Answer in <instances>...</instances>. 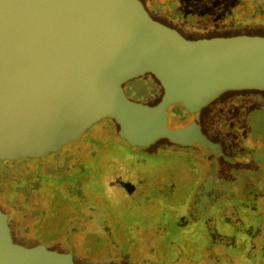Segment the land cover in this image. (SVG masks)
Masks as SVG:
<instances>
[{
    "label": "water",
    "instance_id": "95a60500",
    "mask_svg": "<svg viewBox=\"0 0 264 264\" xmlns=\"http://www.w3.org/2000/svg\"><path fill=\"white\" fill-rule=\"evenodd\" d=\"M151 73L155 106L122 84ZM264 90V37L188 39L152 18L140 0H0V161L41 158L109 118L129 151L158 137L209 153L221 147L192 118L226 90ZM0 211V264H75L67 253L11 239Z\"/></svg>",
    "mask_w": 264,
    "mask_h": 264
},
{
    "label": "rangeland",
    "instance_id": "374dc122",
    "mask_svg": "<svg viewBox=\"0 0 264 264\" xmlns=\"http://www.w3.org/2000/svg\"><path fill=\"white\" fill-rule=\"evenodd\" d=\"M140 1L148 10V0ZM164 2L159 0L158 4L162 12L166 10ZM259 2L262 11L253 4L254 0H217L219 10L234 14L233 23L222 29L220 35L264 37V0ZM154 19L166 22L161 15ZM141 76L132 78L140 84L139 90L131 92L133 88L128 89L127 82L122 84L127 98L145 106L157 105L164 94L162 86L158 80L156 85ZM251 92L256 94L255 98L239 102L243 119L238 130L231 134L222 132L226 127L217 119L221 109L216 102ZM214 99L194 113L178 107L171 110V106L168 111L174 117L195 120L206 138L221 146L220 154L209 153L197 143L181 145L165 137L129 151L127 142L118 137L119 125L109 118L93 125L79 140L61 147L58 151L62 157L72 154L85 159L86 152L95 149L107 153L101 155L100 179L94 183L96 191L72 197L69 190H63L67 195L62 193L55 199L53 193L44 190L33 191L29 196L17 194L14 199L7 195L8 191L0 192V211L9 215L7 225L13 229V240L30 246L35 239L36 244L38 233L50 227L59 233L44 242L46 247L71 253L75 264H161L165 262L162 260H169L166 264H232L230 257L217 249L234 245L241 249L240 257H246L253 251L251 240L241 237L240 230L252 231V224L257 221L264 226V90H226ZM245 114L252 116L250 130L244 127ZM231 117L237 120L240 113L235 111ZM94 140L98 141L96 146ZM55 154L0 161V183H16L37 174L60 177L57 169L63 163L56 165ZM69 163L70 167L60 168L61 176L74 170L75 162L70 159ZM117 179L123 182H115ZM122 186L135 187V195L117 194ZM53 206L59 210L54 221L39 223L44 217L41 211L51 214ZM242 212L244 216L253 212L256 219L249 222ZM155 216H161L165 228L166 221L173 226L174 241H179L183 233L190 235L183 236L178 244L168 243L166 229L149 220ZM145 222L146 226H142ZM61 236V240H56ZM205 237L213 250L197 252L199 249L194 246L202 247ZM162 241L165 246L158 244ZM164 247L175 250L174 259L170 260L171 254L162 255ZM185 250L197 258L188 259Z\"/></svg>",
    "mask_w": 264,
    "mask_h": 264
},
{
    "label": "trees",
    "instance_id": "16d2710c",
    "mask_svg": "<svg viewBox=\"0 0 264 264\" xmlns=\"http://www.w3.org/2000/svg\"><path fill=\"white\" fill-rule=\"evenodd\" d=\"M148 2L150 3V6H148L147 11L149 13V10H150L151 13L149 14L152 16L153 19L155 16L161 15L166 20V22L160 21V23L172 28L176 33H179V34L181 33V35H183L184 37L188 39H199V38L224 36V35H220L221 34L220 32L222 31V29L227 28L231 23H233L232 21H234L233 13L231 12L228 13L226 11H221L218 9L217 0H165L166 10L163 12H162V9L158 7L159 0H148ZM261 3L262 2H259V0H254L253 4L258 6V9L262 11L263 5ZM230 36H233V35H230ZM141 77H144L146 82L148 83L150 82V83L156 84L155 81H157V79L151 73H145ZM126 85L128 89L133 88L131 92L134 90H139L140 88V84H137L134 79L127 81ZM247 90H258L259 91L260 89H247ZM251 93L248 95H237V96L233 95V97L231 96L230 99H227L231 101L230 104L226 102L227 101L226 99L218 100L216 102L217 104L220 105V109H221L219 115L217 116V119L221 123L225 124V127H226V129L222 132L231 134V133L236 132V130H238V126L241 122V119H243L242 112H241V110L243 111V109L239 108V102L241 104V102L244 99H248V97L255 98L256 94L253 92ZM170 106L172 107L171 110H173L175 107H178L179 109H182L185 112L192 113L187 108H185L181 103H174ZM235 111L240 113V117L238 118L239 120L232 119L231 117V114ZM244 117L246 121L244 123V127L245 129L250 130L252 126L251 124L252 116H250V114H245ZM194 122L198 125V123L195 120ZM118 137L121 138L119 135ZM97 143L98 141L94 140V146H96ZM104 154H107V153H104V152L100 153V150L97 151L95 149V151H92V150L87 151L86 152L87 157L85 156L86 158L84 159L79 156H73L72 154L62 157V154H60V152L57 151L56 154L54 155L56 159V165L63 163V165L59 166V168L57 169L60 177L58 178L47 177L46 178L42 174H37V175H34L32 178H27L26 180L22 179L21 181H18L16 183H13V182H5L3 184L0 183V192L8 191V193H12V195L8 193L7 195L10 196V198L14 199L17 196V194L29 196L32 194L33 191L36 192L39 190H44L49 193H53L54 195L53 199H55L57 198L58 195L62 193L67 195L63 190H69L70 192L69 196H72V197L77 196V195L82 196L83 195L82 193L84 191H88V190L91 192L96 191L94 187V183L99 182V179H100L99 173L96 171V169L100 165L101 155H104ZM70 159H72L73 162H75V165H74L75 167H73L74 170L70 174H64L61 176L60 168L62 169L65 167H70L71 166L69 163ZM28 180L32 182H28ZM29 183L31 184L30 186H28ZM11 187L13 189H11ZM150 209L152 211H155L154 207H150ZM160 217H157V216L150 217L149 220L153 224L159 223L163 226L162 222H160L161 221ZM252 217L254 219L255 216L253 215ZM133 218L135 219V221H138V222L141 221V219L139 220L135 217ZM150 222H148V224H150ZM166 223H167L166 228L164 226L163 227H164V230L166 229V231L168 232V239H167L168 243L171 242V244H178L183 239L182 238L183 236L187 237L190 235V234L183 233L182 235H180L181 239L179 238V241H174L175 237L172 236L174 228L173 226H169L170 225L169 221H166ZM141 225L146 226V222L142 223ZM233 239L236 240L234 236H233ZM202 242H203L202 247L194 246L196 250L199 249L197 250V252L201 250H205V249L213 250V248L210 247L211 241L208 239V237H205V239ZM197 243L198 242H196V244ZM158 244L161 246H165L163 245V241ZM222 250L218 251L217 249V252L220 254L228 255L232 261L231 262L232 264H242L243 260L240 257L241 249L239 248V246H237L236 248L234 245L230 249H222ZM174 252H175L174 249H169V248L167 249V247H164L162 249L163 256L171 254L170 260L174 259L173 258ZM183 252L188 257V259H193L194 257L197 258L195 255L189 256V252H186V250ZM162 261L168 262L169 260H162ZM165 262H162L161 264H166Z\"/></svg>",
    "mask_w": 264,
    "mask_h": 264
},
{
    "label": "flooded vegetation",
    "instance_id": "af4514ba",
    "mask_svg": "<svg viewBox=\"0 0 264 264\" xmlns=\"http://www.w3.org/2000/svg\"><path fill=\"white\" fill-rule=\"evenodd\" d=\"M103 166H105L104 165V163H103ZM103 166H101V168H103ZM111 166V165H110ZM113 166V165H112ZM97 172L100 174V168H98L97 167ZM156 173V172H155ZM26 180V179H25ZM14 182H18V181H14ZM28 182H32V181H30V180H28ZM115 182H123V181H120V179H117V180H115ZM132 182V181H131ZM138 182V181H137ZM139 182H146L145 180H140ZM150 182H152V181H150ZM31 184L29 183L28 184V186H30ZM121 185H124V186H126V184H121ZM124 186H122V192L121 191H119V192H117V194H119V195H123V194H132V196H134L135 194V191H134V188L135 187H133L131 190L130 189H126V187L124 188ZM124 188V189H123ZM10 189V188H9ZM11 189H13L12 187H11ZM136 189V188H135ZM145 189V188H144ZM144 189H143V191H144ZM154 189V187L152 188V190ZM147 190V192H148V190L149 189H146ZM10 195H12V193H9ZM15 194V193H14ZM141 195V194H140ZM137 197V196H136ZM144 197V196H143ZM50 213L51 214H47L46 212H43L42 213V211H41V214H43V220L42 221H40L39 223H41V224H43V223H45V222H52V221H54V219L53 218H55L56 217V215L59 213V210H58V207L57 206H53L52 207V210H51V207H50ZM244 212V211H243ZM242 212V214H243V216H244V213ZM7 216H9L7 213H5ZM252 215H254V216H256L253 212L251 213V212H248L247 214H245V218L249 221V222H251L252 220H253V217H251ZM247 216V217H246ZM61 219V218H60ZM9 220V217L7 218V221ZM253 225V227H254V229L252 230V231H250V230H243V231H241L239 228V230H240V236L242 237V236H245V238L247 237V238H249L251 241V248H252V252H250L246 257L243 255V257H241V259L243 258V263L244 264H264V226L262 225V223L261 222H259V221H257L256 222V224L254 223V224H252ZM10 228V235H11V239H12V241L13 242H15V243H18V242H16V241H14L13 240V238H12V232H13V229L11 228V227H9ZM76 228H74V230H75ZM249 229V228H248ZM59 233V231L57 232L55 229H53V231L51 230V228L50 227H48V228H46L45 230H43L41 233H38V238H37V241H38V243H36V244H34L33 243V241H35V239L34 240H32V242H31V244H30V246H34V245H37V244H43L45 247H46V244L44 243L45 241L47 242V240L50 238V237H52V236H55V235H57ZM241 237H239V238H241ZM61 238H62V236L59 238V239H56V240H61ZM49 243V242H48ZM18 244H21V243H18ZM21 245H23V244H21ZM47 248V247H46ZM48 249V248H47ZM250 249V248H249ZM62 253H67V254H69L70 256H71V258H72V255H71V253H68V252H62ZM242 254V253H241ZM73 260V259H72ZM250 260H252V261H254L253 263H250ZM74 262V261H73Z\"/></svg>",
    "mask_w": 264,
    "mask_h": 264
}]
</instances>
